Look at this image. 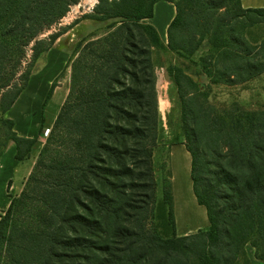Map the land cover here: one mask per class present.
I'll return each mask as SVG.
<instances>
[{
    "label": "trees",
    "instance_id": "trees-1",
    "mask_svg": "<svg viewBox=\"0 0 264 264\" xmlns=\"http://www.w3.org/2000/svg\"><path fill=\"white\" fill-rule=\"evenodd\" d=\"M78 1L0 0V70L12 61V43L19 62L32 42L31 62L47 51L59 33L39 34ZM159 1L99 0L85 15L106 23V31L78 41L69 55L66 98L24 188L0 215V264H251L248 246L264 264V108L209 100L215 85L264 74V37L250 41L246 34L264 24V7L164 0L175 8L164 43L146 22ZM163 50L196 68L166 67L179 100L192 189L209 223L185 235L176 233L171 198L168 208L160 205L161 224L149 227L160 121L152 54ZM28 66L18 81L0 80V156L13 142L19 161L37 137L18 135L4 113L26 87Z\"/></svg>",
    "mask_w": 264,
    "mask_h": 264
},
{
    "label": "rangeland",
    "instance_id": "rangeland-1",
    "mask_svg": "<svg viewBox=\"0 0 264 264\" xmlns=\"http://www.w3.org/2000/svg\"><path fill=\"white\" fill-rule=\"evenodd\" d=\"M84 1L85 0H79L70 5L67 12L81 3L73 17L67 19L66 12L58 21L48 26L39 34V38L47 37L51 33L58 32L59 36L62 34L51 47H53V50L57 49L61 53L66 54L67 58L78 41L100 37V35H103L106 31V23L85 17L86 14L94 11L99 0H96L92 6ZM162 2L167 1L162 0ZM166 12L167 15L170 14L169 9H167ZM146 22H151V19L146 20ZM161 34L163 35L162 29ZM246 34L250 41H260L264 37V24H258L248 28ZM161 39L164 43H167L166 34L164 37H161ZM32 44L33 42L25 47V56L20 58V62L19 60L17 61L19 50L14 43L11 44L13 50L12 61L6 65L5 68L0 70V80L3 83L6 79L12 78L10 84L14 81H18L19 74L29 65L28 67L31 73L27 85L20 92L12 106L4 113V116L8 118L15 117L16 120L22 118V122H26V126L30 125L29 128H31V130L37 128L33 131L40 137L36 147L33 149V154L30 153L28 157L30 158L36 155L37 159L39 151L45 143L49 133V131L46 132L45 129L51 128L55 120L53 117L59 112L69 91L71 68L68 66L63 70L61 69L57 75L51 77L53 79L49 78L56 73V68L58 67L57 63H53L51 68L45 70L43 73L40 72V69L42 70L48 62L46 52L51 47L47 51L41 53L35 61L31 62ZM152 55L156 64V90L160 121L157 141L152 151L155 203L153 213L150 216L149 227H157L161 224L163 212L160 205L166 203V208H168L171 198L176 233L178 234V232L184 231H191L188 233H194V230L197 231L198 229L207 228L209 223L206 209L203 205L198 204L192 189L190 155L184 147L179 145L184 142V137L180 128V105L176 88L167 73L166 67L169 62H179L189 67V70L192 72L196 71V68L190 65L189 62L182 61L170 52H165L164 50L159 56L156 51H153ZM13 70L15 71L13 72ZM33 74L36 75L35 78ZM40 75H42V79L48 78L50 83L54 82V89L57 90L55 97L51 95L50 100H48V102L46 101V105H43V101L48 89L43 93L39 90L40 83L34 81L36 77ZM6 88L7 87H4L1 91ZM209 100L216 106H222L224 104L230 105L235 101L248 110L264 108V74L238 85H215L211 88ZM42 117L43 119H41ZM41 122L44 124L43 127L39 126ZM13 129L18 133L15 125ZM4 137L5 128L0 125V145L4 141ZM26 180L24 181L22 189L24 188ZM22 189L20 192H18L16 188L11 189V192H13L10 193L11 198L18 197ZM0 207H2V205H0ZM4 211L5 209L2 210L0 215L3 214ZM15 219L20 223L25 220V215H17ZM162 235H165V233L163 232ZM247 248L250 247L248 246Z\"/></svg>",
    "mask_w": 264,
    "mask_h": 264
},
{
    "label": "crops",
    "instance_id": "crops-1",
    "mask_svg": "<svg viewBox=\"0 0 264 264\" xmlns=\"http://www.w3.org/2000/svg\"><path fill=\"white\" fill-rule=\"evenodd\" d=\"M241 4L243 7H264V0H241ZM160 9H162V10H160ZM167 9L170 10L169 15H167V12H166ZM174 13H175L174 12V5L170 2L159 1L155 4L154 13H153V17L151 18V22L156 27V29L158 30L161 37L165 36L166 27H167L169 21L172 19ZM161 29L163 30V35L161 34ZM60 36H58V37H60ZM56 39H55V41H56ZM46 54H47L48 62L46 63V65L44 66V68L42 70L40 69V72L43 73L45 70L51 68L53 63L54 64L57 63L58 67L56 68V73L49 77V78H51V77H54L55 75H57L61 71V69L62 70L64 69L65 64H66L69 57L67 58L66 54L61 53L57 49L53 50V47H51L46 52ZM35 76L36 75L33 74L34 78H35ZM51 79H53V78H51ZM34 81L40 83V85H39L40 89L39 90L42 91L43 93L46 92V90L48 89L47 87H49L50 84L52 83V82L50 83L48 78L42 79V75H40L39 77H36V79ZM33 91H35V90H33ZM56 91H57L56 89H53V91L51 93L52 97H55ZM50 97L47 99V102H48V100H50ZM47 102H46V104H47ZM55 117H56V115L53 118H55ZM18 118H20V117H18ZM11 119L14 121V125L16 127V130L18 131V135L24 136V137H29V138L37 137V141H38L40 136H38L37 133H35L33 131V130H36L37 128H34L33 130H31V128H29L30 125L26 126V122H22V120H21L22 118L16 120L15 117H12ZM41 124H42V122H41ZM41 124L39 126H41ZM179 145L184 147V145L181 143ZM31 153L33 154V150ZM0 159H1L0 160V205H2V207H0V213H2V210L6 209L10 203V200H11L10 193H13V192H11V189L16 188L18 190V192H20V190L22 189L24 181L27 179V177L29 176V174L33 168L34 162L36 160V155H34L33 157L31 156L30 158L26 157L25 159L19 161L15 158V146H14V144L9 143L6 150L1 155ZM194 231H196V230H194ZM188 232H191V231L178 232V235H185ZM247 252H248V256L250 258L251 264H263L261 261L257 260L254 257L253 250L251 248H247Z\"/></svg>",
    "mask_w": 264,
    "mask_h": 264
},
{
    "label": "built area",
    "instance_id": "built-area-1",
    "mask_svg": "<svg viewBox=\"0 0 264 264\" xmlns=\"http://www.w3.org/2000/svg\"><path fill=\"white\" fill-rule=\"evenodd\" d=\"M80 4H81V3H80ZM80 4L74 6V7L71 9V11L67 12V15H66V18H67V19H70V17H73V16H74L75 12H76L77 9L80 7ZM73 10H74V11H73ZM66 18H65V19H66ZM45 131L48 132L49 129L46 128Z\"/></svg>",
    "mask_w": 264,
    "mask_h": 264
},
{
    "label": "bare ground",
    "instance_id": "bare-ground-1",
    "mask_svg": "<svg viewBox=\"0 0 264 264\" xmlns=\"http://www.w3.org/2000/svg\"><path fill=\"white\" fill-rule=\"evenodd\" d=\"M96 0H85L84 2L85 3H89L91 6H92V4L95 2Z\"/></svg>",
    "mask_w": 264,
    "mask_h": 264
}]
</instances>
